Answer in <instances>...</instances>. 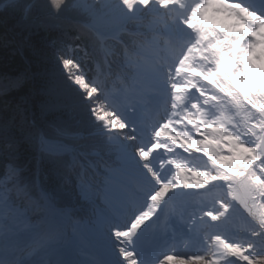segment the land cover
I'll return each mask as SVG.
<instances>
[{
	"label": "snow or ice",
	"instance_id": "snow-or-ice-1",
	"mask_svg": "<svg viewBox=\"0 0 264 264\" xmlns=\"http://www.w3.org/2000/svg\"><path fill=\"white\" fill-rule=\"evenodd\" d=\"M43 2L52 15L32 16L29 21L31 10L39 7L38 0H31L22 9L15 0H0V14L20 12L18 26L20 21L27 22V34L14 50L26 64V70L15 76L0 77V97L23 92L12 115L7 119L0 117V264H93L66 260L56 246L68 222L73 223L74 234L79 224L72 215V207L61 200L65 185L75 179L80 196L88 198L82 173L76 172L79 154L64 158L74 150L58 139L66 134L60 127L66 123L65 116L80 122L79 101L84 96L72 95L67 65L89 52L84 29L95 33L91 50L98 57L106 59L114 55V49L106 41L114 39L123 43L127 35L134 38L133 44L139 49L153 51L158 57L163 53L171 61L167 69L170 81L173 74L186 73L199 78L220 95L261 113L264 112V105L259 101L264 97V55L260 59L256 56L262 51L258 42L264 36V0ZM62 11L82 15L86 22L73 19L72 15L61 17ZM209 12L223 14V19L213 21ZM101 25L111 29L112 34L98 31ZM138 67L141 76L148 71L145 66ZM171 86L180 90L175 84ZM34 109L39 111L43 127L38 126ZM25 125L33 131H26ZM86 127L87 135L102 137L94 121L88 120ZM46 128L54 135L45 131ZM26 152L33 154L28 160H24ZM45 163L50 165L47 170L42 167ZM256 181L260 182L258 177ZM257 223L259 227L252 233L257 240L246 243L243 251L251 253L252 264H264L261 251L264 214ZM26 237L36 238L35 245L29 241L20 247ZM25 248L30 250L25 252ZM170 259L165 257L160 264Z\"/></svg>",
	"mask_w": 264,
	"mask_h": 264
},
{
	"label": "rangeland",
	"instance_id": "rangeland-1",
	"mask_svg": "<svg viewBox=\"0 0 264 264\" xmlns=\"http://www.w3.org/2000/svg\"><path fill=\"white\" fill-rule=\"evenodd\" d=\"M99 28H106V26H99ZM71 62V61H70ZM163 62H165V60H163ZM169 62V61H168ZM108 75V72H105V76ZM75 79L77 81V83H79V85H82L83 87L85 86L86 88H91L93 85H95L92 81H90L86 71L82 70L81 72L78 71L76 72L75 75ZM92 89V88H91ZM106 98L108 99V101L110 102V104H116L119 105L121 103V99L124 100L125 97H122L121 95H117V94H107ZM119 99V100H118ZM217 106H219L217 104ZM120 107V106H118ZM104 115L106 116H111L113 118H116V120H118V116L115 115V113L113 112V110H111V108L107 107L105 110H103ZM227 113H231V111H227ZM214 115L212 116V118H214ZM232 116L234 117V115L232 114ZM109 122L110 128L113 130L110 133L113 134L115 133V135L113 136V139H118L117 136L118 133H125V129L122 127V125L120 124V120L119 122L116 121V123H111L112 121L110 119H106ZM234 120V126H235V119H232V122ZM215 122L214 120H210L207 125H213L214 126ZM206 125V126H207ZM210 127V126H208ZM227 128H229L230 130H232L231 133H234V127L230 128L228 125H226V123H224L223 127L221 128V132L220 131H216L215 133V137L216 140H208L207 143L206 142H201L202 146L205 145V149L209 150L211 148L212 149V153H215L217 150L220 149L221 147V157H214L213 159L211 157H208L210 159H205V160H200V164L202 165V170H204L205 176L204 178H202V180L199 182V186L195 187L194 185V180L191 182V184L193 185V187L195 188L198 197L202 200L203 204L205 207H208L210 209H212L211 203H214L215 205H218L217 203L219 202L220 198L223 195H227L226 193H229L230 188L235 191L236 190V185L237 188L238 186H241L240 181H242L243 179V183L245 182H252L249 184V189L252 190L253 185L257 186H261L262 188H264V176H261V181L257 182L256 178L258 177L259 173H262L264 175V165L259 162L256 161V159H254L255 155L253 153V151H251V146L250 144L245 145L246 148L244 150H242L240 147H238L239 145H237V143L232 142V141H228L225 139V132L224 130H227ZM206 131H207V127H206ZM209 141H211L212 144L209 143ZM242 141V140H240ZM219 146V147H218ZM205 152V151H203ZM252 156V160H249ZM256 161V162H255ZM219 163H224L225 165H227L229 170H232V176H224L219 168ZM221 173L220 177H225V178H220L219 174ZM259 178V177H258ZM195 179V178H194ZM221 181L225 184H230L231 186L226 187L224 186L223 188L219 186L218 182ZM133 184L135 186L136 190L139 189H145L147 188V184L146 182H142L138 179H134ZM157 188H159V185L150 187L151 191L156 190ZM255 194V192H254ZM124 195L127 196V194H125L123 191H116L114 193V199L119 202V200L121 198L124 197ZM204 196L208 198L204 199ZM228 196V195H227ZM125 198V197H124ZM241 198V196L239 195L237 197V199ZM226 199V198H225ZM242 199V198H241ZM256 199V198H255ZM227 201H229L228 199H226ZM213 201V202H210ZM243 201V200H242ZM260 202L261 205L264 206V198L263 196H261L260 194ZM233 204H230L228 202V205L224 206V208H222L221 206H217L216 210H214V213H216V216L219 215L221 216V218L223 219V221H226L225 217L229 216V215H233V213L238 212L237 210H233ZM213 211V210H211ZM264 211V210H263ZM261 212V214H264V212ZM253 212V211H252ZM255 212V210H254ZM238 214L240 215V213L238 212ZM112 212H109V214L107 216H105V221H108V227L112 228V227H116L117 229H110V230H106V233L109 237H111V239H113L115 242V244H117L120 248V251L122 252V254L124 256H128V259L132 258V246L130 243L126 242L127 239L130 242V238H128V234L127 232H125L124 230H122L123 228L128 229L129 226L126 225V222L118 225V223H116L114 220L112 221ZM210 218V217H209ZM207 219V217H205V220ZM212 221H214V219H210ZM230 221H233L232 218L229 219ZM245 219H243V223H245ZM106 223V222H105ZM68 225H73L71 224V222L67 223ZM215 228L220 227L217 225H214ZM202 228V226H201ZM131 229V227H130ZM129 229V231H130ZM227 233H231L230 229L226 230ZM210 238H208V241L206 244L202 243V247L200 248L199 252H201L198 256L195 257H189V258H185V262L188 264H217L218 262L221 263V261L223 263H225L231 256H229V254L227 253V250L223 247V245L221 244V242H217L215 241V239H213L212 241H209ZM219 240L221 241V239L219 238ZM180 260V259H179ZM178 262V261H177ZM181 263V261H179Z\"/></svg>",
	"mask_w": 264,
	"mask_h": 264
},
{
	"label": "trees",
	"instance_id": "trees-1",
	"mask_svg": "<svg viewBox=\"0 0 264 264\" xmlns=\"http://www.w3.org/2000/svg\"><path fill=\"white\" fill-rule=\"evenodd\" d=\"M31 0H18L15 3L20 6L22 9L24 5L30 3ZM39 7L33 8L29 14V21L31 20L32 16H41L46 17L52 15L51 9L47 7V5L43 2V0H38ZM66 15H72L73 19L82 21L84 19V16H76L75 14H69L65 12H61L60 16L64 17ZM20 19V12H16L14 15L9 13H3L0 14V36L3 37V39H0V77H3L5 75L7 76H15L21 71L26 70V64L24 63L23 59L19 56L18 52H15L14 50L18 48L19 44L22 42L24 36L27 34V28L25 21H20L19 26L17 24V21ZM75 35V33H72ZM43 35V34H42ZM52 35H55V33H52ZM84 35L86 38L88 37V32L86 29H84ZM32 39L36 40L37 37H33ZM27 54V49H25ZM69 74V73H68ZM72 83V81H71ZM72 95H83V92L77 93L76 88L73 86L72 88ZM23 94L21 93H12L8 97H0V117H3L4 119H7L12 115V112L14 110L15 104L18 102V97ZM35 110V109H34ZM87 110V111H84ZM36 111V121L38 126L43 127V122L41 121L39 111ZM52 117H48L47 119H51ZM93 118V119H92ZM78 119L79 123L77 122V119L69 120L66 116L64 117V120L66 121L67 125H70L72 129L82 130L88 132V129L86 127L87 121L92 120L94 121V117H92L91 112L89 111L86 104L82 102V100L79 101V108H78ZM19 118H17L18 122ZM26 131H33L28 125H25ZM52 131L51 129H45V131ZM17 135L19 133L17 132ZM75 144L82 146L84 150L89 149L90 146L97 147L102 140L99 137H92V136H84L82 140L80 141H74ZM33 154L31 152H26L24 154V160H28L29 157H31ZM66 158V156L64 157ZM2 159V157H0ZM32 165L30 164L29 167ZM45 170L49 169L50 165L45 163L42 166ZM65 187H67L68 192L67 194H72L73 191V183L72 184H66ZM64 197H70L69 195H63Z\"/></svg>",
	"mask_w": 264,
	"mask_h": 264
},
{
	"label": "bare ground",
	"instance_id": "bare-ground-1",
	"mask_svg": "<svg viewBox=\"0 0 264 264\" xmlns=\"http://www.w3.org/2000/svg\"><path fill=\"white\" fill-rule=\"evenodd\" d=\"M208 16H209V18L211 19V20H213V21H219V20H222V18L220 17V18H216L215 17V15L213 14V13H211V12H209L208 13ZM225 98H226V100H227V102L228 103H231V104H233V105H241V104H238V103H236V102H234L231 98H229L228 96H225ZM259 101H264V97L263 98H259ZM242 106V109H243V113L245 114V115H249V116H253L254 115V112L256 111L255 109H253V108H250L248 105H246L245 104V106H243V105H241ZM261 114H263V112H261ZM236 116H240V114H238V113H236ZM244 145L242 144V147H243ZM179 186H181V184L179 185ZM171 193H173V192H166L165 194H166V196L167 197H170V194ZM187 194V193H186ZM132 210V209H131ZM153 212H157V207L156 208H154L153 209ZM129 215V214H128ZM144 222L145 221H143V223L140 225V228L143 226V224H144ZM34 240L36 241V238H34ZM34 246V245H33ZM26 249H28V248H26ZM29 250V249H28Z\"/></svg>",
	"mask_w": 264,
	"mask_h": 264
}]
</instances>
